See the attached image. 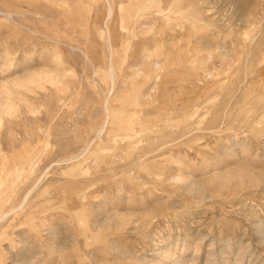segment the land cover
Instances as JSON below:
<instances>
[{"label":"rangeland","instance_id":"obj_1","mask_svg":"<svg viewBox=\"0 0 264 264\" xmlns=\"http://www.w3.org/2000/svg\"><path fill=\"white\" fill-rule=\"evenodd\" d=\"M0 264H264V0H0Z\"/></svg>","mask_w":264,"mask_h":264},{"label":"bare ground","instance_id":"obj_2","mask_svg":"<svg viewBox=\"0 0 264 264\" xmlns=\"http://www.w3.org/2000/svg\"><path fill=\"white\" fill-rule=\"evenodd\" d=\"M112 8V7H111Z\"/></svg>","mask_w":264,"mask_h":264}]
</instances>
